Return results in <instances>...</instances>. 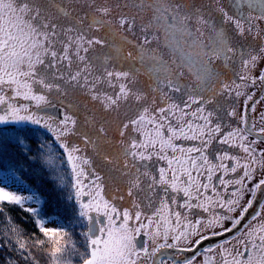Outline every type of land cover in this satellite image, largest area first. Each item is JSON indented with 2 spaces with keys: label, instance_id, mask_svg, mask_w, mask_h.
<instances>
[{
  "label": "snow or ice",
  "instance_id": "1",
  "mask_svg": "<svg viewBox=\"0 0 264 264\" xmlns=\"http://www.w3.org/2000/svg\"><path fill=\"white\" fill-rule=\"evenodd\" d=\"M74 2L86 5L83 14L74 15L77 10L70 6L73 0H0V145L14 143L28 155L46 150L50 155L44 165L68 170L50 178L58 190L70 189L66 199L76 207L72 222H86L87 231L80 233L84 251H78L73 232L65 225L43 217L37 193L20 195L11 190L10 183L20 178L0 166V216H4V222L8 219L5 204L27 212L43 237L33 234L31 243L35 249L51 245L45 252L49 264H73L72 257L77 255L80 264H139L144 258L148 264H194L197 256L204 257L203 264H264V178L248 190L252 199L239 218L231 221V227L212 233L224 236L236 230L238 235L232 239L237 240L238 247L226 248L230 243L226 239L201 250L199 245L210 236H201L192 247H177L181 239L187 244L189 235L199 234L201 219L193 224L188 213L195 215L194 209L207 213L210 207L235 211L233 205L238 206L242 197L225 200L218 187L227 190L239 186L230 193L238 197L246 188L245 181H252L258 170H264V159L258 160L255 149L243 143L239 145L246 154L243 162L224 151L223 155H215V160L220 161L217 164L208 152L221 132V125L214 122L219 110L216 96L230 92L227 84H222L220 90L214 88L222 78L217 62L229 71L239 62L245 74L235 75L241 80L251 77L253 84L259 80L264 85V68L258 76L252 75L264 58V35L259 28V22L264 21V0H259L256 15L242 9L246 0H122L123 8L111 0ZM94 32L103 35H93ZM235 36H251L253 40L259 37L261 44L258 48L234 44ZM141 78L147 81L146 89ZM78 90L104 112L119 114L124 108L126 119L117 126L121 139L113 145L117 149L114 155L104 150V145L113 144L106 139L104 124L85 115V125L96 134L90 136L80 130L75 114L80 107L76 101ZM53 95L64 98L60 100L62 118L48 112L55 107ZM192 104L198 107L191 115L202 124L194 126L191 120L184 119ZM235 114L234 109L228 113ZM241 122L247 123L243 117ZM17 125L27 128L14 127ZM6 131L14 135L5 137ZM44 133L49 134L44 136L47 143L39 139ZM249 134L252 128L234 129L218 142L235 147L238 135L244 141ZM29 135L36 137L35 149ZM255 136L251 144L264 142V127ZM71 137H77L79 142ZM181 140L199 143L186 147L177 143ZM53 145L60 152L59 168L51 155ZM85 148L114 166L123 158V166L115 170L127 177V188L117 189L124 194H113L110 199L103 195L104 177L93 167L91 157L82 154ZM260 156L264 157V152ZM225 160L233 161L232 165L223 163ZM217 172L223 174L216 176ZM229 173L234 175L225 179ZM214 176L218 183L213 182ZM209 191L212 195H206ZM258 193L262 198L259 210L238 228ZM181 194L183 202H179ZM126 197L131 198L128 208L121 209L113 203ZM26 203L37 207H26ZM176 208L187 211L182 213ZM227 219L212 212L205 227H223L222 221ZM48 223L56 227L46 226ZM21 231L18 227L11 229L16 240L13 247L11 239L6 238L9 251L22 257L25 264H39L28 247L29 241L20 238ZM161 238L163 243H155ZM169 239L172 243H168ZM149 241L155 243L151 251ZM169 249L174 254L164 258ZM216 249L218 255L209 257L208 253ZM185 252L193 255L178 259ZM3 264L18 262L6 256Z\"/></svg>",
  "mask_w": 264,
  "mask_h": 264
},
{
  "label": "trees",
  "instance_id": "2",
  "mask_svg": "<svg viewBox=\"0 0 264 264\" xmlns=\"http://www.w3.org/2000/svg\"><path fill=\"white\" fill-rule=\"evenodd\" d=\"M60 105V101H57ZM80 107L79 110L75 113L79 117V127L81 131H86L88 135H95V130L89 128L84 123V116H90V106H93L92 101H90L88 96H82V100L78 102ZM208 108H212L208 105ZM94 111L97 113L99 120L98 124H104L107 129L106 139L113 142V144L104 145V150L109 155H114L117 151L114 147L115 141L121 139L119 136L117 126L124 120V108H121L119 114L116 112L107 113L102 110L98 104H94ZM185 119V118H184ZM187 120V119H186ZM16 128H27V126L17 125ZM5 137L14 135L11 131H6L3 134ZM49 135L44 133L39 136L41 141H44V136ZM71 140L79 142L77 137H71ZM29 140L31 142V147L35 149L36 147V137L29 135ZM47 143V141H44ZM57 146L53 145V153L51 154L54 157L57 167L60 166V152L56 150ZM62 151V150H61ZM85 152L93 159L95 164L96 171L99 172L104 177L105 187L110 196L113 194L119 196L124 194L123 191H117V189L125 190L127 184L124 183L127 177H121L119 171H116V167L123 166V158L119 160L118 165H112L105 163L99 156L95 155L90 148H85ZM49 153L45 150L39 154L35 152L33 155H28L26 152H22L20 148L4 143L0 145V166L5 170H11L20 178V180L27 186V188L39 195L42 203L40 208L42 209V215L45 218L55 219L59 224H63L67 227L69 232H73V238L76 240V245L78 251H84V238L80 233L86 231V222L85 224L76 225L72 222V217L76 214V207L73 203H69L66 199L70 189L65 188L62 191L58 190L53 183V180L50 178L54 175L65 174L68 170L65 168L63 171H58L57 169H51L47 165L43 164V161L49 157ZM134 171V169H132ZM153 172L158 175L155 168ZM119 177V179H115ZM114 202L120 203L123 208H128L131 206V198L126 197L125 200L121 201L119 199ZM7 209L8 219L7 223L4 222V216H0V264H3V259L6 256H12L13 259L17 260L18 264H25V261L22 257L16 256L15 253L9 251V245L6 242V238H10L12 246L15 247L16 236L11 232L13 227H18L22 231L20 233V238L26 239L29 241L28 247L32 249L33 256L39 264H49V260L45 255L46 251L50 250L51 245L45 244L43 249L37 250L31 243L33 234L35 237L43 238L42 234L39 233L38 228L33 222V218L19 206H9L5 204ZM187 210H184L186 212ZM193 211H197L194 209ZM192 215V213H188ZM27 254V253H26ZM73 264H80L79 256L72 257Z\"/></svg>",
  "mask_w": 264,
  "mask_h": 264
},
{
  "label": "flooded vegetation",
  "instance_id": "3",
  "mask_svg": "<svg viewBox=\"0 0 264 264\" xmlns=\"http://www.w3.org/2000/svg\"><path fill=\"white\" fill-rule=\"evenodd\" d=\"M111 1L114 3L119 2L121 4V8H123L122 0H111ZM197 2H199V0H197ZM98 3H102L101 0H98ZM249 4H251L252 6L251 9H249ZM85 9H86V5L81 4L80 14H83V10ZM242 9L245 11V13L251 10L253 14L256 15L260 11V2L259 0H246V2L242 4ZM124 11H128V10L124 9ZM229 28H231V26H229ZM259 28L261 29V34L264 35V21L259 22ZM101 33H97V34H101ZM232 34L235 35L234 33ZM239 43L252 44L258 48L261 44V40L259 37L253 40L251 36H248L247 39H243L239 36H235L234 44H239ZM262 68H264V58L261 59L258 67L254 70L252 75L258 76L260 69ZM242 69H243V65L240 64L239 62L232 65L231 71L226 70L223 66L219 64V62H217V70L221 72L222 78H221V82H218L217 84H215L214 88L216 90H220L222 87V84H227L230 89V92H223L222 94L216 96V102H218L219 110L217 112L218 119H215L214 122L219 123L221 125V132L218 135H216V139L213 140V143L209 147L208 152L210 154V158H212L213 161L217 164H219L220 161L215 160V155L216 154L223 155L224 151H227L230 155H234V156H237L238 158H241L243 162V158L246 156V154L240 149L239 147L240 142L235 143L236 144L235 147H230L228 144L221 145L218 142L219 139L222 138L223 135L227 134L228 132L233 131L234 129H240V128H244L245 130H247L248 128H252V134L247 135V139L244 140L245 142L243 141L241 143H243L245 146L249 148H254L255 149L254 154L256 155L258 160L264 159V157L260 156V153L264 152V142L258 141L255 145L251 144V141L253 139H256L255 133L258 132L262 127H264V100L261 99V96L264 95V85H262L259 80H257L256 83L253 84L251 77L246 80H241L240 76L235 75V73L244 75L245 72L242 71ZM193 70H195V68ZM237 85H239V87H237ZM237 92L242 93V95L237 96L236 95ZM208 95H211V93H208ZM249 96H252L251 100H248ZM245 101H247V105H245ZM210 106L212 108L214 107V105H210ZM233 109L235 110V113H236L235 116H229L228 113L233 111ZM241 117H243L247 121V123H242ZM199 124H202V123L200 122ZM240 135H245V133H240ZM223 163L231 166L233 161L225 160L223 161ZM242 171H243L242 169L238 170V172L240 173H242ZM222 174H223L222 172H217L216 176H219ZM216 176H214L213 178L214 183H218V181L216 180ZM230 176L231 175L229 173V175L225 176V179H230ZM262 178H264V170H258V173L254 174L252 181L249 182L250 183L249 189H251V187H253L254 184L257 183ZM201 179L203 180V177H201ZM218 191H220L223 195V198L227 200L229 199V196H230L229 194L231 193V186L227 190H225L222 186H220L218 187ZM206 195H212L211 191L206 193ZM260 198H261L260 193H258L257 199L254 201V206L249 209L248 213L245 214V218L246 216H249L252 213V211L256 208L255 204L259 201ZM215 199L216 198L213 197V200ZM250 199H252L251 194H250ZM179 202H183V200L181 199ZM246 204L244 206H246ZM184 210L185 209H179V211L182 213H184ZM221 210L222 208H219V207H210L209 212L205 213L202 210L197 209V211H193L195 212V215L192 214L188 216L191 219H195V220L197 218H200V219L206 218L208 220L210 218V213L215 212L217 215H220ZM257 210H259V208ZM174 223H175V220H173V225ZM229 227H231V222L228 225L221 228L220 231H223L224 228H229ZM213 232H216V231L212 230L207 235H205V236H210L211 238L204 240L203 241L204 245L215 246L216 244H219L226 239L231 241V238L233 236L238 235V233H236L234 235H231V237H229L227 236L229 233H225L224 236H213L212 235ZM163 242L164 241L162 238L158 241V243H163ZM168 243H172V240L169 239ZM204 245H200V246L202 247ZM177 247H185V246H183L181 242L179 241L177 244ZM188 247H192V245ZM204 248L205 247H203L202 249ZM173 254H174V251H172V249H169V251L167 250L166 252H164V258H167V256L173 255ZM182 255L183 254L178 255V259H180Z\"/></svg>",
  "mask_w": 264,
  "mask_h": 264
},
{
  "label": "rangeland",
  "instance_id": "4",
  "mask_svg": "<svg viewBox=\"0 0 264 264\" xmlns=\"http://www.w3.org/2000/svg\"><path fill=\"white\" fill-rule=\"evenodd\" d=\"M101 2H102V0H101ZM112 2V1H111ZM112 3H114V2H112ZM72 8H75L77 11H76V13H74V15L75 14H80V11H81V4H77V3H75L74 2V0H73V3L70 5ZM93 35H103V33H101V34H97V33H92ZM257 71V70H256ZM141 84L145 87V89L147 88V81L146 80H144L143 78H141ZM101 87L102 88H105V86H103V85H101ZM105 90L106 91H108V92H112L113 90L111 89V88H105ZM82 96H85V95H82L80 92H79V90L77 91V94H76V101H77V103L78 102H80L81 100H82ZM61 99H64L63 97H59V98H57L55 95H53L52 96V101H53V104H58V102L57 101H60ZM176 102L177 103H180V100L177 98V100H176ZM20 103H23V101H20ZM93 103V102H92ZM94 104L95 103H93V106L91 107L90 106V116H93V118L97 121V120H99V118H98V115H97V113H95V111H94ZM59 105V104H58ZM197 106L198 105H196V104H192L191 105V107L190 108H187L186 109V111H187V113H188V115L187 116H185L184 118H185V120H186V118L188 119V120H191L192 122H193V125L194 126H196L197 124H199L200 122L201 123H203L202 121H199V120H197L195 117H193L192 115H191V113L197 108ZM94 113H95V115H94ZM173 122H175V118H173ZM72 140H74V139H72ZM77 141V140H76ZM238 142H243V141H241L240 140V138H239V135L236 137V141H235V143H238ZM245 142V141H244ZM177 143L178 144H183L184 146H186V147H188V146H197V144L199 143L198 141H195V140H190V141H184V140H181V141H177ZM247 145V144H246ZM83 155H85V156H89L85 151L82 153ZM194 155H196V154H194ZM93 160V159H92ZM160 164H162V165H164L165 167L167 166L166 165V163L164 162V161H160L159 162ZM92 165H93V167L95 168V164L93 163V161H92ZM96 169V168H95ZM194 174V173H193ZM230 179L232 178V176L234 175V174H231L230 173ZM17 176V175H16ZM103 183H104V180H103ZM104 185H105V183H104ZM245 185H246V188L245 189H243L242 190V192L240 193V194H238V197H231V196H229V198H232V199H236V198H240V197H242V198H240L239 199V205L238 206H236V205H233V207L235 208V211H233V212H231V213H229V212H226L224 209H222L221 211H220V216H227L228 217V219L227 220H223L222 221V225H223V227L224 226H226V225H228L230 222H231V220H234L235 218H238V216L240 215V212L242 211V209H243V207H244V205L246 204V202L250 199V194H249V185H250V183H249V181H245ZM237 187H239V186H235V187H233V186H231V192H233V191H235L236 190V188ZM10 188H11V190L13 191V192H16L17 194H20V195H29V194H31V193H33L32 191H30L28 188H27V186L19 179V180H14L13 182H11L10 183ZM103 195L106 197V198H108V199H110L111 198V196L108 194V192H107V189H106V187H104V190H103ZM230 195V194H229ZM88 199V198H87ZM183 200V198H182V194H181V197H180V200ZM113 203H115L117 206H119L121 209H123V206L120 204V203H117V202H114L113 201ZM26 207H33V208H35V207H37V205L35 204V203H26V205H25ZM176 211H179V209L178 208H176L175 209ZM189 217V216H188ZM45 218V217H44ZM45 219H49V218H45ZM173 220H175L174 218H172ZM51 220H53V219H51ZM189 220L194 224L195 223V219H191L190 217H189ZM53 221H56L55 219L53 220ZM201 224L198 226V235H196V236H191V235H189V240H190V243H185L184 241H183V239H181V244L183 245V246H185V247H188V246H191V245H194L195 244V242H196V240H198L201 236H205V235H207L209 232H211L212 230H214V231H216V232H218V231H220L221 230V228H223V227H214V228H206L205 227V223H206V221H207V219L206 218H202L201 219ZM57 222V221H56ZM58 223V222H57ZM145 223H147V221H145ZM174 225H175V223H174ZM46 226H48V227H56V224H52V223H48ZM190 231V230H189ZM240 239H243V237L242 236H240L239 237ZM160 240V239H159ZM159 240H157V241H155V243H158V241ZM155 243H153V241H149L148 242V247H149V250L151 251V249L155 246ZM233 245H237V247L239 246L238 245V243H237V240H233L232 238H231V241H230V243L229 244H226L225 245V247L226 248H229V247H232ZM218 252H219V249H216V251L214 252V253H208V256L209 257H215V256H217L218 255ZM203 259H204V257L203 256H198V257H196V259H195V261H194V264H203ZM139 264H148V259L147 258H144V259H141L140 261H139Z\"/></svg>",
  "mask_w": 264,
  "mask_h": 264
},
{
  "label": "water",
  "instance_id": "5",
  "mask_svg": "<svg viewBox=\"0 0 264 264\" xmlns=\"http://www.w3.org/2000/svg\"><path fill=\"white\" fill-rule=\"evenodd\" d=\"M29 103H31V102H29ZM54 105H55V107H52V108L48 109V112H50L52 115L56 116L57 118H62V117L60 116V112H59V110H60V106H61V105H58V104H54ZM87 198H88V197H84L85 201L87 200ZM261 199H262V198H260L259 201H260ZM259 201L255 204V205H256V208L252 211V213L256 212V210L258 209ZM252 213H251V214H252ZM251 214H250L249 216H246V218L241 222V225L238 226V228H242L243 224L246 223L247 219L251 216ZM92 215L95 216V213H93ZM101 219H103V218H101ZM86 231H87V230H86ZM236 233H237V231H236V230H233V232L229 233L227 236L231 237V235H234V234H236ZM210 244H212V243H210ZM200 245H204L203 242H202ZM200 245H199V248H200V249H202L203 247L208 246V245H204V246L201 247ZM168 251H169V250H168ZM170 251H171V250H170ZM172 251H174V250H172ZM192 255H193L192 252H185V253H183V255H182V257H181L180 259H182V258H184V257H191Z\"/></svg>",
  "mask_w": 264,
  "mask_h": 264
}]
</instances>
